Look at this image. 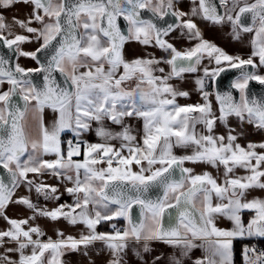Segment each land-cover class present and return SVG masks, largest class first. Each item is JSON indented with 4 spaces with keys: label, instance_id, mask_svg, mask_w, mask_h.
<instances>
[{
    "label": "snow or ice",
    "instance_id": "obj_1",
    "mask_svg": "<svg viewBox=\"0 0 264 264\" xmlns=\"http://www.w3.org/2000/svg\"><path fill=\"white\" fill-rule=\"evenodd\" d=\"M18 3L30 4L31 13L23 20L13 17L11 23L0 14V44L9 49L15 46L20 56L37 62L38 53L51 55L39 69L20 65L6 69L7 61L0 58V86L8 85L7 90H0V168L10 177L7 182L0 178V220L6 224L0 229V264H65L61 258L67 252L88 256L97 241L109 252L107 264H123L129 240L162 241L184 257L201 249L202 257L192 264H233L235 239L264 237V198H248L250 190H264V142L242 146L233 130L226 135L214 131L217 123L228 127L230 116L242 122L246 118L248 124L264 130V101L249 99L247 94L250 81L264 85V75L248 70L264 67V0H192L191 16L230 24L236 39L242 33L253 34L247 59L228 55L204 40L192 19H182L189 13L173 10L175 0H0V8ZM144 11L161 19L171 15L178 23L160 28L142 18ZM249 15L252 23L246 24ZM120 17L127 22V34L118 23ZM16 27L42 40L40 46L33 52L21 50L20 45L31 39L16 34ZM176 28L198 42L177 50L163 39ZM132 39L159 47L170 58L129 61L123 47ZM205 57L218 67H205L204 77L214 80L219 76L224 70L219 67L222 61L241 69L231 85L239 99L230 91L215 93L218 115L203 78L195 81L203 103L178 104L177 97L186 98L189 93L169 83L183 73L197 72ZM161 63L171 70L166 73L158 67ZM33 71L45 73L42 87L29 79ZM54 71L65 77L66 86L56 83ZM130 82L134 86L126 88ZM17 96L23 106L14 99ZM45 108L53 112L49 125L43 120ZM29 111L34 126L28 122ZM133 116L143 120L142 143L136 142L137 137L123 123L125 117ZM104 120L121 125L122 130L111 131ZM92 121L99 125L95 134L102 142L80 139L91 130ZM198 125L203 131H197ZM29 128H34L35 135ZM65 131L72 132L73 139L65 142ZM112 140H119L120 147L109 143ZM173 148H190L191 154L177 156ZM49 155L55 158H44ZM81 156L82 160L77 159ZM185 162L222 168V182L208 171L193 174L191 168L183 167ZM133 165L139 171H133ZM237 168L248 174L235 175ZM30 173L37 177L50 174L70 183L65 192L73 197L72 203L48 209L38 207L28 196L15 197L16 190L25 187L45 200L60 199L55 186L29 179ZM153 188L162 189L163 195L152 199L149 192ZM13 203L24 206L31 216H7L6 209ZM134 206L140 209L138 221L132 216ZM245 210L252 213L247 224L241 218ZM39 217L82 224L85 231L77 238L57 230L55 240H45L41 228L30 223ZM220 217L231 221L232 227H217ZM118 218L127 226L117 229L113 224V232L97 231L101 222ZM143 248L149 250L147 244ZM243 260L244 264H264V251L245 246ZM172 264L182 262L176 258Z\"/></svg>",
    "mask_w": 264,
    "mask_h": 264
},
{
    "label": "crops",
    "instance_id": "obj_2",
    "mask_svg": "<svg viewBox=\"0 0 264 264\" xmlns=\"http://www.w3.org/2000/svg\"><path fill=\"white\" fill-rule=\"evenodd\" d=\"M27 8H31L30 4H26ZM192 0H175L174 8L173 10H179L183 11L185 13H189L188 16L183 17L182 19H192L193 22L197 25V28L199 29L201 36L204 40H207L213 44H215L217 47H219L221 50H223L226 54L231 56H239L242 59H247L251 54V44L250 40L252 35L242 33L238 39L234 38V34L231 29V25L228 23H222V24H214L211 21L203 20L202 18L198 16H191V8H192ZM14 7L16 5L9 7L8 9H0V14L4 15L9 23H11L12 15L10 13L14 10ZM187 30H183V32H186ZM32 38L31 42H29V45L31 46V50H36L37 47L40 46V42L37 40H33ZM168 43H171L174 47L177 48L179 51H183L185 49H189L193 47L198 41L197 40H190L188 39L187 35L182 33V30L179 28H176L174 31L170 32V34L165 39ZM33 52V51H32ZM123 55L125 59L131 61L134 58H147L150 56H154L157 59L165 60L170 58V53L164 52L159 47H154L153 45H142L138 41L132 39L127 41L124 44L123 47ZM256 63L259 64L258 58H256ZM230 66L228 62H223L219 67H225ZM158 67L164 68L165 72H169L171 69L167 64L161 63ZM207 67L210 70L218 67L215 64V61H210L206 57L201 60L200 65L198 66V71L194 73H183L181 78H173L169 81L174 87L187 91L189 93L188 97H177L176 102L180 105H187V104H196V103H203L202 96L200 91H198V86L196 85L195 81L197 79L203 78L204 79V89L205 91L209 92L211 95L209 96V99L212 101L213 110L218 113V106L215 101V96L213 92V79L210 77H204V68ZM35 68V66H34ZM259 68V67H258ZM257 69V68H256ZM254 69V72L256 73L257 70ZM82 71L84 69H81ZM156 75H160L159 72L155 73ZM134 86V83L130 82L129 84H126L125 87H132ZM212 87V88H211ZM8 85L4 84L3 86H0V90H7ZM53 119V112L51 109L45 108L43 112V120L46 125H49ZM125 126L130 127L131 132L133 135L137 137V141L139 143H142V135H143V120L142 118L138 117H125L123 121ZM30 125H35V122H30ZM103 124L106 128L110 129L113 132H119L122 130L121 125H115L112 124L111 121L104 120ZM227 125L228 127H225L223 124L217 123L214 131L218 135H226L227 132L231 129L233 130V134L238 135L237 142L240 143L242 146H246L248 142L253 143H260L264 142V130H258L253 125L247 123V119L242 122L238 117L236 116H230L227 119ZM99 125L97 122L92 121L91 122V130L88 132L82 133L80 139L88 141L90 143H98L102 142L100 138H98L95 134V130ZM29 131L32 133V135H35L34 128H29ZM197 131H203V126L198 125ZM62 139L67 142L69 139H73V134L70 131H65L62 133ZM114 147L119 148L120 147V141L119 140H112L109 141ZM259 151V149H258ZM173 153L177 156L185 155V154H191V149H183V148H173ZM124 155H128L127 151L123 153ZM45 159L52 160L55 157L54 156H45ZM77 159H83V157H79ZM97 167H101V165H98ZM155 167H159V165H156ZM183 167L191 168L193 170V174H200L204 171L210 172L214 177H218V183L222 182V168L220 171H218L216 168H213L206 164H192L189 162H185ZM133 171H139V168H137L135 165L132 166ZM147 174V173H146ZM248 173L245 172L244 169L237 168L235 170V175L237 176H243ZM29 179H34L38 183H44L47 185L55 186L58 189L57 195L60 196V199L57 200H46L45 203L47 204L48 209H52L59 204L65 202H72V197L68 195L67 192H65L66 187H71L72 185L68 183L67 181L58 179L55 176H52L50 174H44L41 176H35L34 174H29ZM19 196H28L32 200V202H36L34 199L35 197V191L28 192L27 188L20 187L16 190L15 197ZM14 197V198H15ZM252 197H261L264 198V190L261 189H253L250 190L248 193V198L251 199ZM37 204L40 202H36ZM215 203V201H214ZM243 212H248L247 210ZM242 212V213H243ZM29 213V210L26 209L22 205L18 204H10L6 209V215L10 218H27L25 217L26 214ZM252 214V213H251ZM242 218V215H241ZM251 218V215L248 216L247 220ZM243 221V219H242ZM32 223V222H30ZM35 224L38 223V226L43 228V226H46L47 229L52 235L53 239H56L54 237L53 227L55 226L54 222H43L40 220V218L36 219L34 221ZM60 223V222H59ZM216 225L219 228L223 229H230L232 227L231 221L220 217L216 220ZM4 221L0 220V229H4ZM69 228V227H68ZM76 228H80L79 230H75L74 236L78 238L79 234L82 231H85L81 225L76 226ZM255 237V236H253ZM252 237H244V238H237L234 241L238 240H248ZM233 241V242H234ZM196 243H200V241H196ZM147 244L148 251L145 252L143 246ZM247 246V244H245ZM244 246V247H245ZM2 250V249H0ZM123 255V264H172L173 260L176 258H179L182 262V264H192L193 260L196 258L202 257L203 253L201 249L196 248L193 249L188 256H180L179 249L173 248L167 244H165L162 241H135V240H129L128 242V248L125 250ZM159 256V260H155V257ZM110 258L108 250L104 247L102 242L97 241L93 246L90 247L88 251V256H84L82 252H69L63 257V261L65 264H107V260ZM233 264H244L243 260V251L241 253V259L239 262L234 261L233 258Z\"/></svg>",
    "mask_w": 264,
    "mask_h": 264
},
{
    "label": "water",
    "instance_id": "obj_3",
    "mask_svg": "<svg viewBox=\"0 0 264 264\" xmlns=\"http://www.w3.org/2000/svg\"><path fill=\"white\" fill-rule=\"evenodd\" d=\"M222 11V10H221ZM143 19H150L160 28H166L169 24H176L177 21L175 17L168 15L164 17L163 19L159 17H154L151 12L144 11L143 13ZM246 24H251V16L246 17ZM118 23L121 26V30L127 34V22L123 20L122 17L118 18ZM51 53H38L39 56V62L35 60L37 67L34 69H39L42 66H46L48 63V60L50 58ZM0 58H3L7 61V63L4 65L6 69H15L17 58H18V51L15 48V46L12 49H9L2 44H0ZM224 70L213 80V92L214 96L215 93L218 91L220 93L224 92H232L233 96L236 99H239V92L231 87L232 83L240 76L241 69L239 68H232L231 66H225L222 67ZM264 70V67H262ZM249 71H253L254 69L248 68ZM44 75L45 73L43 71H33L29 75V79L31 81L42 87L44 84ZM52 76L56 80V83L59 84L61 87L66 86L65 77L60 74L58 71H54L52 73ZM247 94L249 96V99H255L257 101H264V85L260 84L259 81L252 80L249 82V86L247 89ZM17 103L21 106H23V101L20 100V98L17 96L14 98ZM0 178H3L5 182L9 180V174L7 170L0 168ZM149 195L152 199H156L158 196L163 195V190L159 188H153L150 190ZM173 211V210H170ZM139 213L140 209L137 206L133 207L132 210V216L134 220H139ZM168 216L167 214L163 218V222L167 223ZM256 237V236H255ZM258 238H264V237H258Z\"/></svg>",
    "mask_w": 264,
    "mask_h": 264
},
{
    "label": "flooded vegetation",
    "instance_id": "obj_4",
    "mask_svg": "<svg viewBox=\"0 0 264 264\" xmlns=\"http://www.w3.org/2000/svg\"><path fill=\"white\" fill-rule=\"evenodd\" d=\"M249 2H251V0H249ZM246 20H247V18H245V21L244 22H246ZM178 23V22H177ZM170 34V33H169ZM168 34V35H169ZM167 35V36H168ZM167 36H164L163 37V39L165 40L166 39V37ZM252 38V37H251ZM37 67V65L35 66V68ZM34 199L36 200V202H40V203H36V202H34L38 207H41V208H47V204L45 203V199H44V197L41 195V196H38L36 193H35V197H34ZM72 200H73V197H72ZM65 203H67V204H70V203H72V202H70V203H68V202H63V203H61V204H65ZM31 212L29 211V213L28 214H26L25 215V217L27 216H31ZM40 218V220H42L43 222H48V221H50V222H54V224H55V226L53 227V232H54V237H56V232H57V230H59V231H62L66 236L67 235H72V236H74V233H75V230L77 229V230H79L80 228H76V226H80L81 225V227H83L84 228V226L82 225V224H77V225H70V224H68V222L66 221V220H64V219H60V220H57V221H51V220H49V219H47V218H44V217H39ZM38 219V218H37ZM30 222H32V224H34V225H38V223L37 224H35L34 223V221H30ZM60 222V223H59ZM113 224H115V226H116V228L117 229H123L124 227H126L127 226V222L123 219V218H118V219H115V220H113V221H103V222H101V224H99V225H97V231L98 232H113L114 231V229H113V227H112V225ZM4 227L6 228V224H5V222H4ZM69 227V228H68ZM41 228V227H40ZM46 229H47V227L46 226H43V228H41V230L45 233V235L42 237V239H47L48 237H51L52 238V235L50 234V232L47 230L46 231ZM85 229V228H84ZM34 239H35V237H33ZM57 238V237H56ZM53 239V238H52ZM55 240V239H54ZM67 253H69V252H67ZM66 253V254H67ZM65 254V255H66ZM64 257V256H63ZM63 257L61 258L62 260H63Z\"/></svg>",
    "mask_w": 264,
    "mask_h": 264
},
{
    "label": "rangeland",
    "instance_id": "obj_5",
    "mask_svg": "<svg viewBox=\"0 0 264 264\" xmlns=\"http://www.w3.org/2000/svg\"><path fill=\"white\" fill-rule=\"evenodd\" d=\"M4 10H6V9H4ZM30 13H31V8L30 7L27 8V5L26 4L18 3V4H16V7H14V10L10 13V15H12V19H13V17H15L17 19L23 20V19H26L27 16ZM32 26L33 27H38V25H36V24H33ZM14 32L16 34H23V35L29 36L30 39L32 40L31 34H28V33L24 32L19 27L14 28ZM246 34L253 35L252 33H246ZM33 40H35V39H33ZM37 43H38V41H37ZM40 43H42V40H41ZM30 47L31 46L29 45V42H26V43H23V44L20 45V49L23 50V51H25V52H32V51H34V50H31ZM16 65H20L21 67H23L25 69H34V66H36V62H35L34 59H32L30 57L20 56L19 55V52H18V58H17ZM256 70H257L256 74L264 75V70H263L262 67H259V68L257 67ZM27 119H28V122L29 123L32 122V121L35 122V120L33 119V114H32L31 111H29V113L27 114Z\"/></svg>",
    "mask_w": 264,
    "mask_h": 264
},
{
    "label": "trees",
    "instance_id": "obj_6",
    "mask_svg": "<svg viewBox=\"0 0 264 264\" xmlns=\"http://www.w3.org/2000/svg\"><path fill=\"white\" fill-rule=\"evenodd\" d=\"M250 215H252L250 212H243L242 213V219H243V222L245 224H247V221H248L247 218ZM246 243H247V240H238V241L233 242V258H234V261H236V262L240 261L241 253H242Z\"/></svg>",
    "mask_w": 264,
    "mask_h": 264
},
{
    "label": "built area",
    "instance_id": "obj_7",
    "mask_svg": "<svg viewBox=\"0 0 264 264\" xmlns=\"http://www.w3.org/2000/svg\"><path fill=\"white\" fill-rule=\"evenodd\" d=\"M248 247H255L257 251H264V238L252 237L247 240Z\"/></svg>",
    "mask_w": 264,
    "mask_h": 264
}]
</instances>
